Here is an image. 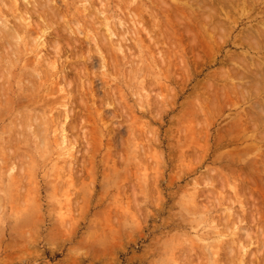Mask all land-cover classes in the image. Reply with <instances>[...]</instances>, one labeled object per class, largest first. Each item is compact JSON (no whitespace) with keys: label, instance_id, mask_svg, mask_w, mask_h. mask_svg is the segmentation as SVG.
<instances>
[{"label":"rangeland","instance_id":"374dc122","mask_svg":"<svg viewBox=\"0 0 264 264\" xmlns=\"http://www.w3.org/2000/svg\"><path fill=\"white\" fill-rule=\"evenodd\" d=\"M27 1L0 7L33 38H0V264H264V0Z\"/></svg>","mask_w":264,"mask_h":264},{"label":"bare ground","instance_id":"6f19581e","mask_svg":"<svg viewBox=\"0 0 264 264\" xmlns=\"http://www.w3.org/2000/svg\"><path fill=\"white\" fill-rule=\"evenodd\" d=\"M3 1H4V0H0V7H1L2 4H3ZM28 1L31 2L30 0H28ZM28 1H27V2H28ZM36 1H37V0H36ZM36 1H35V3H36L35 5H38V6H39V3L37 4ZM202 1H203V0H202ZM202 1H199V2H202ZM225 1H227V0H225ZM233 1H234V0H233ZM233 1L230 0V3L233 2ZM246 1H247V0H246ZM251 1H252V0H251ZM254 1H256V0H254ZM47 2H48V1H47ZM199 2H198V3H199ZM217 2H218V1H217ZM49 3H51V1H50ZM196 3H197V2H196ZM222 3H223V2H222ZM227 3H228V1H227ZM250 3H251V2H250ZM29 4H30V3H29ZM45 4H47L46 1H45ZM59 4H60V3H59ZM200 4H201V3H200ZM200 4H199V5H200ZM231 4H232V3H231ZM248 4H249V3H248ZM219 5H220V3H219ZM246 5H247V4H246ZM250 5H251V4H250ZM3 6H4V5H3ZM27 6H28V3H27ZM30 6H31V5H30ZM32 6H33V5H32ZM41 6H42V5H41ZM43 6H44V5H43ZM45 6H46V5H45ZM204 6H205V5H204ZM213 6H215V5H213ZM216 6H217V5H216ZM225 6H227V5H225ZM225 6H224V8H225ZM33 7H34V6H33ZM238 7H239V6H238ZM4 8H5V7H4ZM4 8H3V9H4ZM6 8H8V10H9L10 12L14 11V10L11 8V6H8V7H6ZM35 8H36V6H35L34 8H32V9H31V8H30V9L33 10V9H35ZM43 8H44V7H43ZM43 8H42V9H43ZM47 8H48V5H47ZM47 8H45V9H47ZM218 8H219V7H218ZM222 8H223V7H222ZM228 8H229V6H228ZM228 8H227V9H228ZM248 8H249V6H248ZM3 9H2V10H3ZM16 9H17V8H16ZM30 9H29V11H31ZM45 9H43V10H45ZM49 9H50V8H49ZM51 9H52V7H51ZM205 9H208V8H205ZM209 9H210V8H209ZM250 9H251V8H250ZM252 9H253V8H252ZM8 10H7V12H8ZM17 10H18V9H17ZM25 10H28V9H25V8H24V12H22V14L24 13V14H27V15H28V13H26ZM35 10H36V9H35ZM43 10H42V13L39 12L40 15H43V14H44L43 12H45V11H43ZM54 10H55V8H54ZM54 10H53V11H54ZM210 10H212V9H210ZM213 10H214V9H213ZM258 10H259V9H258ZM36 11H37V10H36ZM40 11H41V10H40ZM47 11H48V12H51V11L48 10V9H47ZM47 11H46L45 13H47ZM53 11H52L51 15L53 14ZM227 11H228V10H227ZM253 11H254V10H253ZM187 12H188V11H187ZM196 12H197V11H196ZM211 12H212V11H211ZM213 12H214V11H213ZM216 12H217V11H216ZM216 12H215V13H216ZM260 12H261V11H260ZM263 12H264V11H263ZM0 13H2L1 10H0ZM4 13H5V11H4ZM32 13H33V11H32L30 14H32ZM56 13L58 14V12H56ZM215 13H214V14H215ZM217 13H218V12H217ZM217 13H216V14H217ZM2 14H3V13H2ZM7 14H8V13H7ZM7 14H5V16H6ZM22 14L11 15V16H13V18H14L13 20H17V21H16L17 23L15 24V25L18 24L17 26L12 25V28H11L10 26H8V27H10V28H9L8 30H6V29H5V26H4V24H3V28H2V27L0 28V32H1V35H2V36L0 35V38L2 37V39L4 40V42L6 41L5 43H6V45H7L8 47H10L9 45H11V49H12V46H14V45H13V44H14L13 41H17L18 38H19L18 36H20V35H25V36H26V39H27V38L30 39V40L33 39V38L30 37L32 31H31L30 29H28L29 27L27 28L24 24H22L23 22H21V20H20L21 17H23ZM9 15H10V13H9ZM9 15H8V16H9ZM27 15H26V16H27ZM36 15H37V14H36ZM40 15H39V16H40ZM58 15H60V14H58ZM58 15H57V16H58ZM189 15H190V14H189ZM262 15H263V14H262ZM8 16H7V17H8ZM44 16H45V15H43V17H44ZM48 16H49V14H48ZM57 16H56V17H57ZM90 16H92V15H90ZM205 16H207V13L205 14ZM209 16H210V15L208 14V17H209ZM212 16H213V15H212ZM46 17H47V16H46ZM53 17H54V16H53ZM60 17L62 18L61 15H60ZM44 18H45V17H44ZM44 18H43V19H44ZM57 18H58V17H57ZM57 18H56V19H57ZM204 18H205V20H206L207 17H204ZM209 18H210V17H209ZM230 18H231V17H230ZM53 19H54V20H53ZM56 19H55V18H52V21H55ZM59 19H60V18H59ZM59 19H58V20H59ZM207 20H208V19H207ZM207 20H206V21H207ZM210 20H211V19H210ZM210 20H209V21H210ZM231 20H232V19H231ZM236 20H237V19H236ZM22 21H23V20H22ZM45 21H46L45 26H43V27H40V26H39L40 29L42 28V30H40V29H34V30H35L34 32H36V34H37L36 38H37L40 34H42L45 30H47L48 28H51V27H52V26L47 27V26L49 25V23H50V22H49L50 20H47V18H46ZM59 21H60V20H59ZM59 21H58V22H59ZM74 21H75V20H74ZM237 21H238V20H237ZM18 22H19V23H18ZM207 22H208V21H207ZM10 23H11V22H10ZM28 23H29V22H28ZM28 23H27V24H28ZM44 23H45V22H44ZM60 23H61V22H60ZM68 23H69V22H68ZM209 23H210V22H209ZM218 23H219V22H218ZM11 24H12V23H11ZM11 24H10V25H11ZM50 24H52V23H50ZM57 24H58V23H57ZM71 24H73V25H71V26L73 27V26H75L76 22L74 23L73 21H71ZM92 24H93V23H92ZM227 24H228V23H227ZM58 25H59V24H58ZM66 25H67V24H66ZM207 25H208V24H207ZM220 25H221V24H220ZM220 25H219V26H220ZM76 26H79V25L76 24ZM76 26L74 27V30H75V31H74L73 29H72V30H73L74 32L78 33L79 36H80L81 31H80V29H78V27H76ZM219 26H218V27H219ZM14 27H15V28H14ZM30 27H31V26H30ZM60 27H61V26H60ZM79 27H80V26H79ZM213 27H215V26H213ZM36 28H37V27H36ZM61 28H62V27H61ZM65 28H66V27H65ZM67 28L70 29L69 27H67ZM187 28H188V27H187ZM221 28H222V27H221ZM63 29H64V26H63ZM195 29H196V28H195ZM195 29H194V30H195ZM200 29H202V28H200ZM210 29H211V28H210ZM253 29H254V28H253ZM48 30H49V29H48ZM196 30H197V29H196ZM198 30H199V29H198ZM219 30L221 31V29H219ZM248 30H249V29H248ZM69 31L71 32V30H69ZM73 31H72V32H73ZM144 31H145V29H144ZM186 31H187V30H186ZM186 31H185V32H186ZM200 31H202V30H200ZM187 32L190 33V30H188ZM194 32H195V31H194ZM202 32H203V31H202ZM213 32H214V31H213ZM224 32H226V31L224 30ZM62 33H63V32H62ZM188 33H186L187 36H188ZM43 34H45V33H43ZM69 34H70V33H69ZM148 34H149V32H148ZM195 34H196V33H195ZM218 34H219V32H218ZM245 34H246V33H245ZM253 34H254V33H253ZM45 35H46V34H45ZM203 35H204V34H203ZM220 35H221V34H220ZM226 35H227V34H226ZM149 36H150V35H149ZM180 36H181V33H180ZM182 36H183V34H182ZM193 36H194V35H193ZM224 36H225V35H224ZM248 36H249V35H248ZM256 36H257V39H256V40H258V41H259L258 38H261L262 40L264 39V27H263V26H262V28L257 29ZM40 37H41V36H40ZM43 37H44V36H43ZM188 37H190V34H189ZM194 37H195V36H194ZM204 37H206V35H205ZM204 37H203V38H204ZM210 37H211V36H210ZM249 37H250V36H249ZM23 38H24V37H23ZM103 38H104V37H103ZM191 38H192V36H191ZM38 39H40V38L38 37ZM38 39H37V40H38ZM152 39H153V38H152ZM152 39H151V40H152ZM179 39H180V38H179ZM195 39H196V38H194V39H192V40H195ZM201 39H202V38H201ZM251 39H253V38H250V40H251ZM261 39H260V40H261ZM90 40H92V39H90ZM105 40H106V39H105ZM190 40H191V39H190ZM192 40H191V42H192ZM199 40H200V39H199ZM240 40H242V39H240ZM253 40H254V39H253ZM18 41H19V40H18ZM27 41H28V40H27ZM33 41H34V40H33ZM55 41H56V40H55ZM243 41H244V39H243ZM245 41H247V40L245 39ZM245 41H244V42H245ZM258 41H255V40H254L253 42L256 43V42H258ZM11 42H12L13 44H10ZM29 42H31V41H29ZM35 42H36V41H35ZM88 42H89V41H88ZM186 42H187V41H186ZM203 42H204V41H203ZM241 42H242V41H241ZM7 43H9V45H8ZM31 43H32V42H31ZM51 43H52V41H51ZM84 43H85V42H84ZM208 43H209V42H208ZM247 43H249V42H247ZM247 43H246V44H245V43H242V46H243V44L247 45ZM251 43H252V42H251ZM255 43H254V44H255ZM28 44H29V43H28ZM33 44H34V43H33ZM38 44H39V43H38ZM79 44H80V43H79ZM104 44H105V43H104ZM155 44H156V43H155ZM185 44H186V43H185ZM240 44H241V43H240ZM58 45H59L58 42H53V44L50 45V47L53 46V49H52V50H55L54 53H58V52H60V49H58V47H59ZM157 45H158V44H157ZM0 46H1V45H0ZM15 46H16V45H15ZM15 46H14L13 48L16 50V47H15ZM27 46H28V45H27ZM29 46H30V45H29ZM32 46H33V45H32ZM43 46H44V45H43ZM100 46H101V45H100ZM1 47H2V46H1ZM8 47L6 48V50H8ZM36 47H37V45H36ZM36 47H35V48H36ZM185 47H186V46H185ZM204 47H205V46H204ZM252 47H253V46H252ZM27 48H28V47H27ZM30 48H31V46H30ZM32 48H34V46H33ZM45 48H46V47H45ZM157 48H158V47H157ZM191 48H192V47H191ZM2 49H3V48H2ZM189 49H190V48H189ZM193 49H194V47H193ZM18 50H19V49H18ZM18 50H16L15 53H17ZM176 50H177V49H176ZM178 50H179V49H178ZM254 50H256V49H254ZM257 50H258V49H257ZM9 51H10V50H9ZM12 51H13V49H12ZM79 51H80V50H79ZM87 51H88V50H87ZM2 52H4V51H2ZM13 52H14V51H13ZM83 52L85 53V51H83ZM179 52H180V51H179ZM54 53H53V56L55 55ZM87 53H88V52H87ZM157 53H158V52H157ZM164 53H165V52H164ZM188 53H190V52H188ZM4 54H5V52H4ZM59 54H60V53H59ZM158 54L160 55V53H158ZM13 55H14V54H13ZM80 55H81V54H80ZM168 55H169V54H168ZM260 55H261V54H260ZM5 56H6V55H5ZM9 56H11V55L9 54ZM15 56H16V55H15ZM19 56H20V55H19ZM55 56H57V54H56ZM60 56H61V55H60ZM75 56H76V55H75ZM75 56H74V57H75ZM0 57H1V56H0ZM12 57H13V56H12ZM51 57H52V56H51ZM51 57H50V58H51ZM239 57H240V56H239ZM1 58H2V57H1ZM53 58H54V57H53ZM56 58H58V57H56ZM60 58H61V57H60ZM160 58H161V57H160ZM233 58H234V57H233ZM263 58H264V57H263ZM4 59H5V58H4ZM16 59H17V58H16ZM51 59H52V58H51ZM54 59H55V58H54ZM79 59H80V58H79ZM178 59H179V58H178ZM247 59H248V61H249V58H247ZM1 60H2V59H1ZM11 60H12V59H11ZM52 60H53V59H52ZM85 60H90L89 62H90V65H91V66L93 65V63H94V61H95V60H93V58L89 57V53H88V56H85V57H84V62H86ZM159 60H160V59H159ZM159 60H158V61H159ZM161 60H163V59H161ZM189 60H190V59H189ZM236 60H237V59H236ZM236 60H235V62H236ZM239 60H240V59H239ZM239 60H237V62H238ZM47 61H49V60H47ZM54 61H56V60H54ZM59 61H60V60H59ZM59 61L57 60V63H59ZM179 61H180V60H179ZM240 61H241V60H240ZM43 62H44V61H43ZM52 62H53V61H52ZM181 62H182V59H181ZM195 62H196V61H195ZM229 62H230V60H229ZM244 62H245V61H244ZM257 62H258V61H257ZM50 63H51V62H50ZM57 63H56V66H58ZM254 63H256V62H254ZM262 63H263V62L258 63V64H257L258 66L256 65L257 68H258V70H256L257 68L255 69L256 72H259V73H261V74L264 72V71L261 70V69H262L261 67L264 66V64H262ZM3 64H4V63H3ZM3 64H2V65H3ZM54 64H55V63H53L52 66H53ZM60 64H61V63H60ZM80 64H81V63H80ZM229 64H230V63H229ZM238 64H240V63H238ZM44 65H45V64H44ZM44 65H42L43 68H44ZM81 65H82V64H81ZM45 66H46V65H45ZM56 66H55V68H56ZM61 66H62V65H61ZM88 66H89V65H88ZM94 66H95V65H94ZM179 66H180V64H179ZM183 66H184V65H183ZM46 67H48V66H46ZM46 67H45V68H46ZM55 68H54V71H55V73H56V72H58V71H57V68H56V70H55ZM81 68H82V67H81ZM88 68H90V67H88ZM93 68H94V67H93ZM38 69H39V67H38ZM47 69H48V68H47ZM86 69H87V68H86ZM91 69H92V67H91ZM263 69H264V67H263ZM60 70H61V69H60ZM185 70H186V69H185ZM230 70H231V69H230ZM238 70H239V69H238ZM0 71H2V70H0ZM45 71L48 73L49 70H48V71L45 70ZM54 71H53V72H54ZM81 71H82V70H81ZM88 71H89V70H88ZM235 71H236V70H235ZM235 71H234V72H235ZM46 72H44V73H45V76H46V74H47ZM49 72H50V71H49ZM234 72L231 73V74L234 75ZM41 73H42V71H41ZM44 73L42 74V76L44 75ZM55 73H54V76H56ZM91 73H92V72H91ZM229 73H230V72H229ZM48 74H49V73H48ZM48 74H47V76H49ZM83 74H84V73H83ZM224 74L226 75L227 73H224ZM235 74H236V73H235ZM237 74H238V73H237ZM255 74H256V73H255ZM255 74H253V75H255ZM257 74H258V73H257ZM261 74H259V75H261ZM24 75H25V74H24ZM51 75H52V74H51ZM184 75H185V74H184ZM239 75H241V74H239ZM263 75H264V74H263ZM28 76H29V75H28ZM45 76L43 77L44 79H45ZM47 76H46V77H47ZM54 76H53V77H54ZM60 76H61V75H60ZM60 76H59V77H60ZM230 76H231V75H230ZM230 76H229V77H230ZM3 77H4V76H3ZM26 77H27V76H26ZM39 77H40V76H39ZM53 77H52V78H53ZM224 77H225V76H224ZM226 77H227V75H226ZM232 77H233V76H232ZM237 77H239V76L236 75V78H237ZM247 77H248V76H247ZM29 78H30V77H29ZM33 78H34V77H33ZM33 78L31 79V82H33V81H32ZM43 78H41V79H43ZM48 78H50V77H48ZM52 78H50V80H51ZM61 78H62V77H61ZM63 78H64V77H63ZM234 78H235V77H234ZM241 78H242V77H240V78H238V79H241ZM245 78H246V77H244V79H245ZM254 78H255V76H254ZM258 78H260V77H258ZM258 78H257V79H258ZM262 78H263V77H261V79H262ZM57 79H58V78H57ZM64 79H65V78H64ZM242 79H243V78H242ZM226 80H227V79H226ZM4 81H5V79H4ZM87 81H89V80H87ZM263 81H264V79H263ZM26 82H27V81H26ZM31 82H30V85H31V84L34 85V84H33L34 82H33V83H31ZM39 82H40V81H39ZM47 82H48V80H47ZM223 82H224V81H223ZM253 82H254V81H253ZM259 82H260V81H259ZM56 83H57V82H56ZM94 83H95V82H93V81L90 82V83H88V84H89L88 87L90 88V90H91L92 92L95 93V92H97V90H95L96 88H94V87H96V85H94ZM260 83H261V82H260ZM210 84H211V83H210ZM248 84H249V83H248ZM262 84H263V83H262ZM32 85H31V86H32ZM57 85H58V84H57ZM211 85H212V84H211ZM254 85H255V83H254ZM256 85H258V83H256ZM0 86H1V85H0ZM28 86H29V85H28ZM227 86H228V85H227ZM259 86H260V85H259ZM212 87H213V86H212ZM247 87H248V86H247ZM27 88H29V87H27ZM32 88L35 89L34 86H32L31 89H32ZM209 88H210V87H209ZM239 88H241V87H239ZM242 88H244V87H242ZM250 88H251V87H250ZM2 90H4V89H2ZM231 90H232V89H231ZM251 90H252V89H251ZM5 91H6V90H5ZM24 91H25V90H24ZM27 91H28V89H27ZM233 91H234V90H233ZM241 91H242V90H241ZM31 92L35 93V90H34V91H31ZM245 92H246V91H245ZM23 93H24V92H23ZM98 93H99V92H98ZM231 93H232V92H231ZM235 93H236V92H235ZM92 94H93V93H92ZM236 94H238V93H236ZM91 96H92V95H91ZM1 97H2V96H1ZM93 97H94V96H93ZM41 98H42V97H41ZM242 98H243V97H242ZM67 100H68V98H67ZM214 100H215V99H214ZM28 102H29V101H28ZM38 102H39V101H38ZM259 102H260V101H259ZM103 103H104V102H103ZM103 103H102V104H103ZM20 104H21V103H20ZM99 104H101V103H99ZM64 105H65V104H64ZM105 105H106V104H105ZM204 105H205V104H204ZM46 106H48V105H46ZM44 108H46V107H44ZM44 108H43V109H44ZM102 108H103V107H102ZM65 111H66V109H65ZM67 111H68V110H67ZM68 113H69V111H68ZM70 113H71V112H70ZM66 114H67V113H66ZM109 114H110V113H109ZM21 115H22V114H21ZM69 115H70V114H69ZM69 115L66 117L67 119H68ZM70 116H71V115H70ZM21 117H22V116H21ZM39 117H40V116H39ZM102 117H103V116H102ZM105 117H106V116H105ZM105 117H104V118H105ZM24 119H25V118H24ZM35 119H36V118H35ZM35 119H34V120L32 119V123H33L34 121H36ZM39 119H40V118H39ZM57 119H58V118H56L55 121H56ZM60 120H61V119H60ZM104 120H106V118H105ZM109 120H110V119H109ZM21 121H23V120H21ZM25 121H26L27 123L29 122V120L27 121V119L24 120V123H26ZM39 121H40V120H38V122H39ZM258 121H259V120H258ZM38 122H36L37 124H34V126H35V127H34L35 129L33 128V129L35 130L34 132L36 133V136H40L39 138H44V136H42V135L45 134V129H46V128H45V125L42 123L43 121L39 122V124H38ZM53 123H54V121H53ZM60 123H61V122H60ZM24 125H26V124H24ZM65 125H66V124H65ZM67 126H68V125H67ZM79 126H80V125H79ZM79 126H77V127H79ZM18 127H19V126H18ZM55 127H56V126H55ZM60 127H61V125H59V128H60ZM71 127H72V126H71ZM254 127H255V126H254ZM254 127H252V128H254ZM21 128L23 129V128H25V127L22 126ZM73 128H74V127H73ZM73 128H72V129H73ZM22 129H21V131H22ZM57 129H58V126H57ZM75 129H77V128H75ZM61 131H62V128H61ZM71 131H72V130H71ZM22 132H23V131H22ZM67 133H68V132H67ZM20 134H21V132H20ZM58 134H59V133H58ZM62 134H63V133H62ZM63 135H64V134H63ZM11 138H12V137H11ZM36 138H37V137H36ZM58 138H59V137H58ZM20 139H21V138H20ZM43 140H45V139H39V142H42V144L40 143V146L43 145ZM59 140L62 142L61 139H59ZM56 142H57V141H56ZM67 142H68V141H67ZM12 143H13V141H12ZM12 143H11V144H12ZM16 143H18L17 140H16ZM16 143H15V144H16ZM21 143H22V142H21ZM13 144H14V143H13ZM62 144H63V143H62ZM15 146H16V145H15ZM62 146H63V145H62ZM67 146H68V145H67ZM69 146H70V145H69ZM0 147H2V146H0ZM4 147H5V146H4ZM60 147H61V146H60ZM39 148H41V147H39ZM68 148H69V147H68ZM42 149H43V148H42ZM6 152H7V151H6ZM41 153H42V152H41ZM71 153H72V152H71ZM67 155H68V154H67ZM142 155H143V154H142ZM22 158H23V157H22ZM73 160H74V159H73ZM22 161H24V160H22ZM261 162H262V161H261ZM77 163H78V162H77ZM262 163H263V162H262ZM9 165H10V164H9ZM20 165H21V164H20ZM77 165H78V164H77ZM10 166H11V165H10ZM74 166H75V165H74ZM75 171H76V170H75ZM19 175H20V174H19ZM64 176H65V175H64ZM21 177H22V176H21ZM21 177H20V178H21ZM65 177H66V176H65ZM243 178H244V177H243ZM245 179H246V178H245ZM78 181H79V180H78ZM74 183H75V181H74ZM250 184H251V183H250ZM238 187H239V186H238ZM251 187H252V185H251ZM252 188H253V187H252ZM242 189H243V188H242ZM58 191H60V190H58ZM238 191H239V190H238ZM254 192H255V191H254ZM246 193H247V192H246ZM248 193H249V192H248ZM249 194H250V193H249ZM239 195H240V194H239ZM250 195H251V194H250ZM255 195H256V194H255ZM76 198H77V197H76ZM263 199H264V198H263ZM229 200H230V199H229ZM254 200H255V199H254ZM255 201H256V200H255ZM81 202H82V201H81ZM241 202H243V201H241ZM244 202H245V201H244ZM244 202H243V203H244ZM231 203H233V202H231ZM251 203L254 204L253 202H251ZM255 204H256V202H255ZM255 204H254V206H257V205H255ZM225 206H226V205H225ZM244 206H245V204H244ZM244 206H243V207H244ZM258 206H261V205H258ZM263 206H264V205H263ZM263 206H262V207H263ZM227 207H228V206H227ZM227 207H226V208H227ZM248 207H249V206H248ZM251 207H252V205H251ZM246 209H247V206H246ZM251 209H252V208H251ZM257 209H259V208L257 207ZM252 211H253V209H252ZM245 212H246V211H245ZM237 215H238V214H237ZM254 215H255V214H254ZM236 217H238V216H236ZM258 217H259V215H258ZM238 218H242V217H238ZM240 220H242V219H240ZM234 221L236 222V219H234ZM237 221H238V220H237ZM232 224H233V223H232ZM233 225H235V224H233ZM229 226H230V225H229ZM232 227H233V226H232ZM234 227H235V226H234ZM234 227H233V228H234ZM229 228H230V227H229ZM230 231H232V230H230ZM228 233H229V232H228ZM229 234H230V233H229ZM233 234H234V233H233ZM233 234H232V235H233ZM234 235H235V234H234ZM234 235H233V236H234ZM227 236H228V235H227ZM217 240H218V239H217ZM218 241H220V238H219ZM229 243H230V242H229ZM229 243H228V244H229ZM221 244H222V243H220V245H221ZM217 245H218V244H217ZM236 245H237V242H236ZM222 246H224V245H222ZM222 246H221V247H222ZM229 246H230V245H229ZM239 246H240V245H239ZM216 247H217V246H216ZM218 247H219V245H218ZM231 247H232V246H231ZM211 248H212V247H211ZM237 248H240V247H237ZM233 249L236 250L235 248H233ZM224 250H225V249H224ZM230 250H231V248H230ZM234 250H232V251H234ZM237 251H238V250H237ZM237 251H236V253H237ZM242 252H243V251H242ZM238 253H239V251H238ZM232 254H233V252L230 253L231 256H232ZM234 254H235V252H234ZM234 254H233V255H234ZM226 255H227V254H226ZM230 255H227V257L230 256ZM220 256H221V255H220ZM238 256H239V255H238ZM238 258H239V257H238ZM238 258H237V259H238ZM228 259H229V260H233V257H232V259H230V258H228ZM239 259H240V258H239ZM248 260H249V259H248ZM230 262H231V261H230ZM230 262H229V264H230ZM227 263H228V262H227ZM232 263H233V261H232ZM234 264H235V263H234ZM250 264H251V263H250Z\"/></svg>","mask_w":264,"mask_h":264}]
</instances>
